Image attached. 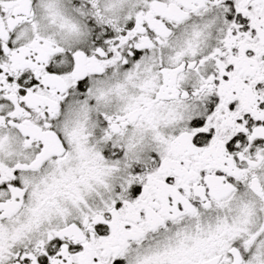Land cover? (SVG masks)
<instances>
[{"label":"snow or ice","instance_id":"obj_1","mask_svg":"<svg viewBox=\"0 0 264 264\" xmlns=\"http://www.w3.org/2000/svg\"><path fill=\"white\" fill-rule=\"evenodd\" d=\"M0 264H264V0H0Z\"/></svg>","mask_w":264,"mask_h":264}]
</instances>
